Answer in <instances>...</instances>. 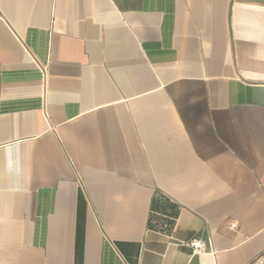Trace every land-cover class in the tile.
Masks as SVG:
<instances>
[{
	"label": "crops",
	"instance_id": "0c3cea01",
	"mask_svg": "<svg viewBox=\"0 0 264 264\" xmlns=\"http://www.w3.org/2000/svg\"><path fill=\"white\" fill-rule=\"evenodd\" d=\"M0 264H264V0H0Z\"/></svg>",
	"mask_w": 264,
	"mask_h": 264
},
{
	"label": "built area",
	"instance_id": "2783aa9c",
	"mask_svg": "<svg viewBox=\"0 0 264 264\" xmlns=\"http://www.w3.org/2000/svg\"><path fill=\"white\" fill-rule=\"evenodd\" d=\"M190 244L193 247L195 253H202L206 250L204 242L200 239H194L190 242Z\"/></svg>",
	"mask_w": 264,
	"mask_h": 264
}]
</instances>
